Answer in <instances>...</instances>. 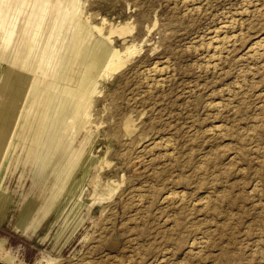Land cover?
<instances>
[{"label": "rangeland", "instance_id": "rangeland-1", "mask_svg": "<svg viewBox=\"0 0 264 264\" xmlns=\"http://www.w3.org/2000/svg\"><path fill=\"white\" fill-rule=\"evenodd\" d=\"M0 241L264 264V0H0Z\"/></svg>", "mask_w": 264, "mask_h": 264}, {"label": "bare ground", "instance_id": "bare-ground-1", "mask_svg": "<svg viewBox=\"0 0 264 264\" xmlns=\"http://www.w3.org/2000/svg\"><path fill=\"white\" fill-rule=\"evenodd\" d=\"M55 1V0H54ZM19 8V7H18ZM26 16V15H25ZM102 28V27H101ZM123 28V27H122ZM100 29V28H99ZM124 29V28H123ZM127 29V28H126ZM118 30V29H117ZM128 30V29H127ZM53 31V30H52ZM101 31V30H100ZM119 31V30H118ZM131 31V30H130ZM115 32V31H114ZM121 33V32H120ZM78 34V33H77ZM110 36V35H109ZM125 36V35H124ZM92 43V42H91ZM94 44V43H93ZM92 45V44H91ZM88 47V46H87ZM209 49V48H208ZM85 56V55H84ZM89 60L93 65L95 70H98V75H107L110 71L118 69L120 66L124 64V61L119 59L118 62H113L111 59H108V54L106 51L97 52L93 55H90ZM128 62V61H127ZM126 63V62H125ZM77 67V66H76ZM80 67V66H79ZM121 69V68H120ZM69 72V71H68ZM79 72V71H78ZM77 72V73H78ZM80 74V73H79ZM92 77V71L89 75ZM37 79V78H36ZM15 80V79H14ZM48 83V82H47ZM46 83V84H47ZM45 84V85H46ZM68 118V117H67ZM36 123V122H35ZM36 125V124H35ZM21 126V125H20ZM64 127V126H63ZM130 127V124L129 126ZM127 129V128H126ZM33 130V129H32ZM61 130V129H60ZM21 131V130H20ZM11 132V131H10ZM10 134V133H9ZM19 135V134H18ZM21 135V134H20ZM14 137V136H13ZM7 141V140H6ZM21 141V140H20ZM5 143V142H4ZM14 143V140H13ZM11 145V144H10ZM14 145V144H13ZM17 148V147H16ZM11 152V151H10ZM7 158V157H6ZM6 160V159H5ZM3 253V250L1 251ZM1 253V254H2ZM4 261L7 264H15L14 258L12 256H8ZM42 264V263H38Z\"/></svg>", "mask_w": 264, "mask_h": 264}, {"label": "crops", "instance_id": "crops-1", "mask_svg": "<svg viewBox=\"0 0 264 264\" xmlns=\"http://www.w3.org/2000/svg\"><path fill=\"white\" fill-rule=\"evenodd\" d=\"M4 249L3 243L0 241V261L6 263L4 259H6L9 255L2 253L1 251ZM2 253V254H1ZM7 264V263H6Z\"/></svg>", "mask_w": 264, "mask_h": 264}]
</instances>
